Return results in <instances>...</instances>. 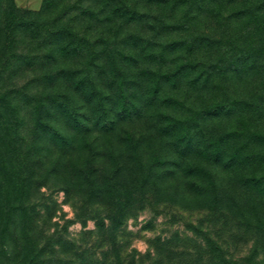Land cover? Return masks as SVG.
Here are the masks:
<instances>
[{
	"label": "rangeland",
	"instance_id": "1",
	"mask_svg": "<svg viewBox=\"0 0 264 264\" xmlns=\"http://www.w3.org/2000/svg\"><path fill=\"white\" fill-rule=\"evenodd\" d=\"M12 1L16 6L30 10H37L42 4V0ZM185 1L188 0H184L183 9L179 11L184 19V32L181 34L186 37L185 30L192 29L209 32L212 39L195 43L199 46L196 54L204 64L221 54L222 49L231 51L230 43L248 44L252 40L251 21L240 3L234 0H195L188 9V2L184 7ZM59 2L67 9L65 18L75 19L73 22L78 21L87 8L98 9L107 4L110 12L107 15L115 19L112 29L131 35L127 43L134 40V35H140L146 40L142 43L152 47L160 39L174 34L165 32L167 34L159 38L160 33L169 31V27L157 26L159 21L170 19L168 15L177 12L170 10V1ZM118 23L120 25L116 27ZM210 46L212 48L207 49ZM143 50L137 57L127 60L133 63L134 60L149 61L153 58L152 48L144 47ZM179 57L170 61L165 53L160 58L165 64H160L156 72H161V69L172 72L180 68L176 76L191 75L188 68L178 65L183 63ZM15 58L12 57L11 61ZM13 63L0 75V92L3 91L0 98V264H14L19 259L20 249L12 243L14 236L18 239L16 244L24 241L36 248L47 242L45 248L49 249L45 255H49L51 260L56 258L59 263L55 264H264V107L261 111L255 108L256 113L249 114L231 103V113L226 115L222 113L220 103L216 102L226 99V96L261 97L264 94V69L254 72L247 65L239 64L235 68L239 71L236 76L228 62L216 67L206 65L202 76L216 70L227 75L222 80H208L202 85L198 84L199 81L190 83L188 78L177 82L171 77L167 82H159L156 77L152 88L159 87L160 93L165 95L163 99H157L152 104L147 102L145 106L148 109L138 112L142 119L121 124L130 130V137L131 134L136 137L137 131H152L166 120L173 131L186 135L185 139L198 141L201 149L209 150L208 146L219 142L220 148L222 145L221 154L223 147L229 153H243L247 158L244 162L234 163L228 172H222L223 181L229 182V188L220 198L209 194V183L205 192H185L181 189L178 194L175 189L164 190L160 181L154 178L141 187V172L152 157L158 154L170 157L175 150L170 141L163 143L155 135L151 138L144 135L139 143L134 138L116 140L108 134L101 138L102 155L96 165L105 177V189L101 193L84 189L94 185V174L87 181V187L75 185L66 192L55 181L58 177L49 178L46 182L38 157L30 160L28 155V148L31 152H39L36 142L38 131L30 133L35 117L33 112L38 104L33 96L36 93L27 87L29 72L25 61L18 60L15 67ZM146 76L151 75L146 73ZM202 76L199 79L202 80ZM159 78L162 80L164 77ZM96 80L107 87L110 85L102 78ZM145 82L142 80L141 84ZM113 103L123 114L130 106L123 95L105 96L102 106L109 117H114L108 109ZM194 134L203 136L197 138ZM30 141L34 144L30 145ZM110 149L113 151L110 152ZM117 152L121 159L134 163L129 170L126 166L115 170L112 180H108L109 172L115 167L113 161ZM150 152L154 154L150 155ZM200 152L207 156L206 151ZM71 170L70 166H66L61 173ZM23 173L28 175L26 178L29 181L30 194L26 204H31L32 209H26L25 218L16 214V222L26 223L30 218L33 222L26 224L28 230L25 237L19 239L22 236L16 230L19 223L11 225L13 218H7L5 211L12 202L11 181ZM201 181L205 183L207 179ZM139 188L143 190L142 196L136 192ZM110 218H113V228H109ZM98 225L102 228L96 227ZM108 237L115 240L112 249L109 248ZM56 240L65 244L58 246Z\"/></svg>",
	"mask_w": 264,
	"mask_h": 264
},
{
	"label": "trees",
	"instance_id": "2",
	"mask_svg": "<svg viewBox=\"0 0 264 264\" xmlns=\"http://www.w3.org/2000/svg\"><path fill=\"white\" fill-rule=\"evenodd\" d=\"M59 1L42 0L39 9L30 10L16 6L12 0H0V75L12 62H14L12 66L15 67L18 60L25 61V68L29 72L27 87L34 89L36 94L33 96L38 102L37 109L33 112L35 117L31 123L30 133L38 131L39 139L36 142L39 152H31L28 148V155L30 160L34 156L38 157L46 182L49 178L58 177L55 181H58L66 192L69 187L75 185L87 187V181L94 174L96 175L92 179L94 185L91 186V182V187L84 189L101 193L105 189V177L104 174H100L96 166L102 155L101 138L108 134L116 140L134 138L139 143L144 135L148 138L155 135L163 143L170 141L175 150L170 153V157L163 154L159 156L158 153L152 157L147 167L141 172V187L145 186L149 179L154 178L160 181L164 190L175 189L174 192L178 194L181 189L185 192L194 190L205 192L208 190L207 183H209V194L221 198L229 188V182L223 181L222 172H228L234 163L244 162L247 158L243 153L239 151L229 153L223 147V154H221L222 145L220 148L219 142L217 145L208 146L209 150L201 149L198 141L192 142L191 139H185L186 135L173 131L166 120L152 131L147 130L144 133L137 131L136 137L133 134L130 137V130L122 127L121 124L124 121L142 119L138 112L148 109V106H145L147 102L152 104L157 99H163L165 95L160 93V88H152V82L156 80V77L159 82H167L171 77L176 78L177 82L181 78H188L190 83L199 81L198 84L202 85L208 80L215 82L222 80L227 75H223L221 70L220 72L216 70L209 74L210 76L208 74L202 76L206 65L216 67L227 62L236 76L239 71L235 68L239 64L247 65V68L253 69L254 72H261L264 69V0H234L244 6L243 10H246L245 14L251 21L249 29L254 32V36L248 44L230 43L231 51L222 49L221 54L215 55V58L206 64L197 56L199 46L195 43L210 39V33L187 29L186 37L181 34L184 32L182 28L184 19L183 13L179 11L183 9L184 0H164V2L170 1V10L175 9L177 12L168 15L170 19L158 22L160 23L158 27H169V31L160 33L159 38L168 32L174 34L160 39V42L152 47L143 44L142 42L146 40L141 39L140 35H134V40L127 43L131 38L129 32L123 33L112 29L115 19L107 15L110 13L107 4L103 8H87L86 13L78 21L73 22L75 19L65 18L67 9L64 5H59ZM187 2L189 9L195 0L185 1L184 7ZM126 21L123 20V22ZM118 25L120 23L116 24V27ZM172 27L175 28L170 30ZM176 33L179 35H175ZM144 47L152 48L150 52L153 58L149 61L138 59L133 63L127 60L130 57H137L144 51ZM19 48L23 49L19 50ZM210 48L212 47L207 49ZM165 53L170 61L180 56L183 63L178 65L188 68L191 75L176 76L180 68L172 72L162 71L164 69L156 72V69H160V64L161 66L165 64L160 60ZM12 57H16L14 61H11ZM146 73L151 76H146ZM201 76L202 80L199 79ZM159 77L164 78L160 80ZM99 78L109 83V87L102 82L98 83L96 79ZM142 80L146 81L143 85ZM108 95L127 97L130 105L127 112L123 114L122 110L115 107L113 103L108 109L114 117H109L102 106V99ZM2 96L3 91L0 92V98ZM216 102L220 103L222 113L226 115L231 113L229 108L231 103L250 114L255 112V108L260 111L263 109L264 94L251 99L249 96H226V99ZM195 136L201 138L203 135ZM29 144L34 143L30 141ZM201 150L206 151L207 156L201 153ZM152 154L154 153L150 152V155ZM120 156L117 152L113 161L115 167L112 172L108 171L111 173L108 180H112L115 175L113 173L117 169L121 170L124 166L128 170L131 169L134 162L125 161ZM66 166L71 167V172L61 173V170H66ZM18 176V179L14 178L11 181L12 202L7 205L5 213L7 218H13L10 220L11 225L19 223L16 230L17 233L20 231L22 236L19 239H22L25 237V231L28 230L26 224L33 221L30 218V221L26 223L16 222V214L17 216L21 214L25 218L26 209L28 211L32 209L31 204L30 206L26 204L30 194L29 181L26 178L28 175L23 173L21 177ZM100 178L103 179L99 180ZM174 179H177V182L173 184ZM201 179H207V181L202 183ZM136 192L140 196L143 195L141 188ZM109 221V228H113L115 226L113 218ZM5 225L8 226V224ZM96 227L101 229L102 225ZM14 237L12 243L16 249H20L19 259H16L14 264L59 263L56 258L51 260L49 255L48 257L45 255L49 249L45 248L47 242L36 248L35 245L24 241L16 244L18 239ZM108 240L109 248H114V238L108 237ZM56 243L58 246L65 244L61 240H56ZM15 256L17 257L16 253Z\"/></svg>",
	"mask_w": 264,
	"mask_h": 264
}]
</instances>
